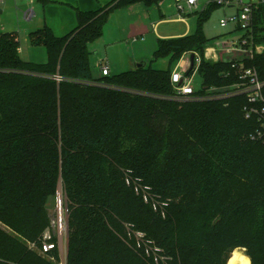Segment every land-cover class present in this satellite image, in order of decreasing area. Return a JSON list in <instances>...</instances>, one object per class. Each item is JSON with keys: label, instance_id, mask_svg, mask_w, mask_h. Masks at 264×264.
I'll return each instance as SVG.
<instances>
[{"label": "trees", "instance_id": "trees-1", "mask_svg": "<svg viewBox=\"0 0 264 264\" xmlns=\"http://www.w3.org/2000/svg\"><path fill=\"white\" fill-rule=\"evenodd\" d=\"M163 1L79 11L61 37L45 25L29 35L46 50L43 64L22 59L16 34L0 33V223L12 232L0 228V264H54L26 242L42 250L60 184L66 264H228L238 249L264 264V139L251 140L259 122L245 117L243 95L182 102L171 82L185 54L203 56V23L220 7L195 12L193 34L157 40L153 62L168 59V69L93 77L90 46L110 14ZM254 24L264 34V6ZM247 66L264 80V56ZM198 76L202 97L239 82L231 64L203 61ZM50 243L46 256L61 261L57 238Z\"/></svg>", "mask_w": 264, "mask_h": 264}, {"label": "rangeland", "instance_id": "rangeland-1", "mask_svg": "<svg viewBox=\"0 0 264 264\" xmlns=\"http://www.w3.org/2000/svg\"><path fill=\"white\" fill-rule=\"evenodd\" d=\"M199 1H200L199 12H201L206 8L207 0H199ZM106 2H108V0L105 1L102 0L98 8L104 6L103 4H106ZM148 9L152 11L151 15H152V20H154V22H158L161 13L165 15L166 22L162 23L159 26L158 32L156 33L157 37H155L152 34V36H149L147 38V42H145L146 44L139 42V46L136 45L130 46L132 47L130 55L131 56L136 55V57L147 56V58L150 59V63H148L147 68H150V66H152V68L156 70H166L169 68L168 59H162L157 62H153L152 55L155 48H157L156 45L157 39L183 34L186 33L188 30H189L188 34H193L197 30V17L196 15L193 14H185L182 17L170 0H164L163 5L160 6V8L154 6ZM29 10L35 12V17L32 20L28 21L25 18L24 14ZM0 11L2 12L0 14V33H15L18 37V41L20 44V50H21L20 54L22 59L37 64L45 63L47 60V55L44 47L34 46L31 44L29 37L31 32H34L38 29H42L45 25H47L53 28L56 36L61 37L69 33L75 27H77V19L75 15H73V17L72 15H61V14H57L54 16L51 15L44 16L39 0H32V3L30 0H3V3L0 5ZM235 12L236 9H225L223 7L216 8L212 11L209 19H207L202 26V31L209 42H212L215 39L227 33L228 29L221 28L219 22L221 19L225 17L228 18L232 17L233 15H235ZM131 18L135 19V16H130V15L126 16V15H122L121 13L109 16L108 21L104 26L103 37L99 41H97L96 43L90 46V52L92 54L91 64L93 69L95 68L94 60L96 59L98 60L99 58L102 57L104 58L106 55L108 57L116 56L119 59L122 57L126 59L125 55L122 53L123 52L122 47L119 49V51L117 49L115 50V48L117 46L119 47L122 44L127 46L126 43H119L118 40H120L121 35H123L122 28L124 29L128 21L132 22L133 19ZM181 19H184L185 22H181ZM231 28L232 26L229 27V30ZM106 49H109L108 50L109 52L106 53ZM129 60H130L129 58L126 59V61ZM172 68H176V67L172 66ZM111 75H113L112 70L109 76ZM200 85H201V79L198 75H196L194 78V87L198 89ZM59 192H60L61 206H59V201H58ZM60 207L62 214L60 219L64 223L66 221V210H65V197L63 194L62 184L59 185L56 196L53 199H51V201L47 205L48 219L50 223H49V228L44 232V234L50 231L51 235H53V231H54L56 233L55 234L56 237H58L57 224L59 219ZM0 228L3 229L5 232L12 234L11 230L6 226H4L2 223H0ZM59 241L61 244V252H60L61 261L59 262L50 260L46 256V254L42 253L40 248H38L34 243L26 242V245L30 251L36 253L38 256L42 257L45 260L51 261L54 264H66V258H67L66 232L63 233ZM242 253L244 254V252Z\"/></svg>", "mask_w": 264, "mask_h": 264}, {"label": "built area", "instance_id": "built-area-1", "mask_svg": "<svg viewBox=\"0 0 264 264\" xmlns=\"http://www.w3.org/2000/svg\"><path fill=\"white\" fill-rule=\"evenodd\" d=\"M178 13L183 17L185 14H194L199 11V0H170ZM3 0H0V5ZM214 4L225 9H236L235 15L225 17L220 20V27L228 29L227 33L208 42L205 46L203 56L197 53L192 55L185 54L180 63L176 66L171 75L175 99L178 101H198V100H222L229 97L243 95L247 104L243 108V113L247 119L256 117L260 128L252 135V141L264 139V80H261L255 68L247 66L256 56H264V34L259 37L255 32V14L264 6V0H207V4ZM25 18L32 20V13H26ZM232 28L229 30V27ZM259 39H262L259 41ZM194 58L192 63L191 58ZM231 64L236 69L239 82L234 85L229 92L214 94V89L208 95L202 97L197 95L194 87V78L198 75L199 67L202 62ZM102 76L110 74L109 66L103 62L99 64ZM189 71H192L189 73ZM60 82L61 78L56 77ZM58 237L53 231L46 232L43 237L41 252L47 254L55 249L50 243L52 237L57 238V248L61 252V239L64 232L67 233L66 221L63 223L61 218V207L59 209ZM67 219V211H66ZM56 225V224H55ZM142 238V234L137 235Z\"/></svg>", "mask_w": 264, "mask_h": 264}, {"label": "crops", "instance_id": "crops-1", "mask_svg": "<svg viewBox=\"0 0 264 264\" xmlns=\"http://www.w3.org/2000/svg\"><path fill=\"white\" fill-rule=\"evenodd\" d=\"M30 1L32 3V0H30ZM52 1L54 3L50 4L46 7H44V5L39 1L40 5L42 7V12H43L44 16L45 15L54 16L57 14H61V15H72V17H73V15H75V17H76V15L79 11H90V10L98 9L102 0H52ZM110 1H112V0H108V2H106V4L109 3ZM163 2L160 5H158L157 7L160 8V6L163 5ZM106 4H103V5H106ZM1 13L2 12H0V14ZM26 13H32L33 18L35 17V12L32 10H29ZM118 13H121L122 15H126V16L127 15L135 16V19L131 18V19H133L132 22L128 21L126 26L124 27V29L122 28L123 35H121L120 40H118L119 43H126L127 46L122 44L119 47L117 46L115 48V50L117 49L119 51V49L122 47V49H123L122 53L125 55L126 59L129 58L130 60L126 61V59L123 57L119 59L116 56L115 57L114 56L108 57L107 55L104 58L102 57V58H99L98 60L97 59L94 60V64H95V68L93 69L94 79H98L101 77V70L99 71L100 68H98L99 64L101 62H103L105 64H107V62H108L107 65L109 66V69L111 68V70L113 71V75L119 74V73L124 72V71L133 70L134 68H137L140 65H144L147 67L148 63H150V59L147 58V56H143V57H140V56L136 57V55L131 56L130 53H131L132 47H130V46H134V45L139 46V42L146 44L145 42H147V38L149 36H152V34L155 37H157L156 33L158 32L159 26L162 23L166 22L165 15L163 13H161L160 19L158 20V22H154V20H152V15H151L152 11L150 9L146 8L142 3L132 5L128 8L117 9V10L113 11L110 15H115ZM181 22H185L184 19H181ZM49 27H51V26H49ZM52 30H53V28H52ZM188 33H189V30L183 34H179L176 36H168V37L160 38V39L161 40H167V39L181 38V37H185L187 35H190ZM152 49H153V47H152ZM108 50L109 49H106V53L109 52ZM155 50H156V48H155ZM20 52H21V50H20ZM153 54H154V52H153ZM97 69H98V71H97ZM111 70H110V72H111Z\"/></svg>", "mask_w": 264, "mask_h": 264}, {"label": "bare ground", "instance_id": "bare-ground-1", "mask_svg": "<svg viewBox=\"0 0 264 264\" xmlns=\"http://www.w3.org/2000/svg\"><path fill=\"white\" fill-rule=\"evenodd\" d=\"M228 264H251V262L250 259L241 252V250H237L232 254Z\"/></svg>", "mask_w": 264, "mask_h": 264}, {"label": "water", "instance_id": "water-1", "mask_svg": "<svg viewBox=\"0 0 264 264\" xmlns=\"http://www.w3.org/2000/svg\"><path fill=\"white\" fill-rule=\"evenodd\" d=\"M0 12H1V11H0ZM191 61H192V63H193V61H194V58H193V57L191 58ZM140 66L143 67L144 65H140ZM58 198H59V199H58V201H59V206H61V204H60V201H61V200H60V192H59ZM238 250H241L242 252H244V255L247 256V255H246V251H245L244 249H238Z\"/></svg>", "mask_w": 264, "mask_h": 264}]
</instances>
